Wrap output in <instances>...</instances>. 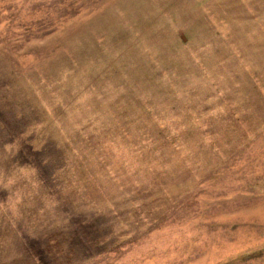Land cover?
I'll list each match as a JSON object with an SVG mask.
<instances>
[{
	"label": "rangeland",
	"instance_id": "1",
	"mask_svg": "<svg viewBox=\"0 0 264 264\" xmlns=\"http://www.w3.org/2000/svg\"><path fill=\"white\" fill-rule=\"evenodd\" d=\"M38 254L264 264V0H0V264Z\"/></svg>",
	"mask_w": 264,
	"mask_h": 264
},
{
	"label": "trees",
	"instance_id": "2",
	"mask_svg": "<svg viewBox=\"0 0 264 264\" xmlns=\"http://www.w3.org/2000/svg\"><path fill=\"white\" fill-rule=\"evenodd\" d=\"M95 242H96V240H95ZM95 242L93 241V245H94V246L96 245ZM88 246H90L89 243H88ZM36 258H37V261H38L39 264H48V263L46 262V260L44 259V257L41 256L40 254H38Z\"/></svg>",
	"mask_w": 264,
	"mask_h": 264
}]
</instances>
